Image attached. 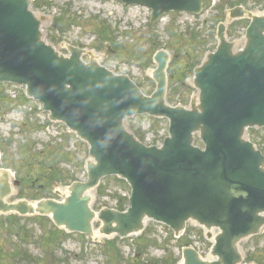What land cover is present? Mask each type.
Returning <instances> with one entry per match:
<instances>
[{
	"label": "water",
	"instance_id": "95a60500",
	"mask_svg": "<svg viewBox=\"0 0 264 264\" xmlns=\"http://www.w3.org/2000/svg\"><path fill=\"white\" fill-rule=\"evenodd\" d=\"M120 1L149 8L151 23L202 7V0ZM235 19L250 21L242 49L220 24L215 52L194 70L196 97L187 108H173L165 99L167 52L153 57L155 91L147 97L128 77L100 66V55L66 45L65 56L47 44L31 0H0V83L24 86L50 121L88 146L87 180L57 192L62 201L9 202L20 183L1 170L0 215L45 216L67 233L91 237L97 220L99 236L120 238L140 234L147 220L175 235L190 221L213 241L212 260L185 248L179 264H242L239 244L264 228V156L245 138L248 128H264V14L235 8L228 21ZM86 54L88 63L81 60ZM137 115L168 120L162 147H146L126 129V119ZM195 136L204 150L194 146ZM107 176L131 187L126 211L92 210L91 192Z\"/></svg>",
	"mask_w": 264,
	"mask_h": 264
},
{
	"label": "rangeland",
	"instance_id": "374dc122",
	"mask_svg": "<svg viewBox=\"0 0 264 264\" xmlns=\"http://www.w3.org/2000/svg\"><path fill=\"white\" fill-rule=\"evenodd\" d=\"M222 1L206 0L200 16L183 13L169 14L153 24L150 23L151 13L147 8L123 7L121 2L116 0H35L37 6L31 8L35 16L42 20L41 32L44 41L52 45L57 52L65 54L66 45L95 49L108 59L104 63L106 67L116 72L127 73L137 85H140L142 91L149 95L155 88L149 75L155 68L149 60L155 50L153 46L157 49L169 50L171 55L179 53L178 60L173 64L175 68L179 67V70L189 61L191 63V59L188 60L185 55L186 52L195 54V44L190 34H198L197 40L207 42L202 52L213 51L216 43L212 38L213 34L216 35L217 25L211 26L208 20L214 4L217 5ZM253 2L255 0H250L246 9L263 14L264 0H260V4L255 5ZM229 10L224 9L226 17ZM62 14L66 20H69L71 16L75 22L55 24V20ZM169 28L174 30L173 33L169 32ZM243 35L244 29L239 35L235 34V37L230 38L235 42L236 50L244 45ZM176 38H181L177 44ZM105 41L112 42L119 52L109 56L106 49L111 45L105 43L104 46ZM186 75L188 76V71L184 72V76ZM181 81L176 78L171 80L168 97H173L170 103L172 106L190 101L197 95L191 79H188L186 84L193 89V92L186 86H182ZM24 92L25 89L20 86L0 85V144L7 148L6 157L14 162L13 168L9 170L19 178L24 177V174L30 175L31 180L34 181L43 165V157L40 153L43 150L45 153L54 150V147L60 145L63 151L69 154V161L60 166L54 165L52 172L60 171L63 174L75 176L77 181H85L86 175L82 169V163L88 156L87 146L74 136H66L64 126L49 125L46 122L47 114L40 112L38 103L26 100ZM145 118L125 121L126 129L134 130L141 136L144 131L139 125L141 122L150 123L151 129L155 131L166 126L165 121ZM250 135L256 146L263 148L264 151V130L250 133ZM246 136L249 134L247 133ZM197 145L200 146V143ZM1 155L3 157V153ZM44 167L46 168L45 164ZM0 168L7 167L0 162ZM38 185L37 183L36 186ZM67 187L57 185L54 190L60 195H65ZM128 190L127 185L116 178L103 180L99 189L91 192L92 205L95 203L94 211H98L101 206L112 207L119 200H125L124 195L128 194ZM45 197L60 200L61 196H55L54 191L52 194L49 189ZM13 200L14 196L8 199L9 202ZM148 222H145L146 229L140 238H138L140 235L123 240L117 238L105 246L92 244V242L101 243L113 237L106 239L100 236L92 240L77 234L66 236L55 233L56 229L49 221L32 218L15 222L19 227L24 228L23 231L29 232L27 235L31 237L25 242L15 235V231H19L18 226L9 229L8 224L0 222V247L7 254L3 264H20L11 257L16 246H19L18 249L26 252L31 258V262L27 264H46L49 258H54L55 264H154L169 260L172 256L175 259L180 258L181 248L186 243L185 239L177 241L167 227ZM98 227L99 222H95V233ZM186 230L190 231L187 237L191 246L207 260L211 259L207 249L208 243L201 235L202 229L195 223L189 222ZM23 231L17 233H26ZM49 233L54 234L53 241L58 247L53 246L54 243H47L48 246L43 245L45 241L42 238L47 239ZM240 247L243 250L246 247L243 257L245 258V253L249 255L251 260L249 264H257L256 259L260 261V258L264 257V234L258 238L243 241Z\"/></svg>",
	"mask_w": 264,
	"mask_h": 264
},
{
	"label": "trees",
	"instance_id": "16d2710c",
	"mask_svg": "<svg viewBox=\"0 0 264 264\" xmlns=\"http://www.w3.org/2000/svg\"><path fill=\"white\" fill-rule=\"evenodd\" d=\"M34 6H37V4H34ZM65 22L66 23H74L75 20L71 16L69 17V20H66L64 14H62L61 17L56 19L55 24L62 23V25H63V23H65ZM173 31L174 30L172 28L169 29L170 33H173ZM190 37L193 39L194 44H195L194 45L195 54L191 55L190 53L186 52L185 55L188 58V60L191 59V63L189 61V63L184 65L183 73L186 71L191 73V70L199 63L200 58L205 53V51L202 52V48L207 45V43L203 40L198 41L196 34H190ZM180 40H181V38H176L175 43L177 44V42H179ZM178 56H179V53H176V58ZM183 73L179 78L180 80H183L185 77ZM169 75H170V83H171V80H173L174 77L177 76V70H174L173 68H171ZM172 99H173V97L172 98L169 97V101H172ZM0 148H1V152L3 153L2 163L5 164L6 167L13 168L14 162L12 161V159H9L6 157L7 148L4 147L2 144H0ZM40 155L43 157V165H42L40 173L37 177L40 185L37 188H33L31 186V183H32L31 182L32 180L30 178L31 176L24 174L25 176L21 178L22 183H23L22 189L20 191L21 196H28V197H31L34 199L45 196L47 193V190H49L48 185H50V180L47 178H54V174H55V180H57L61 183H67L73 179L72 176L71 177L68 175L64 176L63 173H61L60 171L57 173L52 172L54 165L57 166L60 162L64 161V159H65V154L62 151V147L56 146V147H54V150H49L46 153L43 150V152H41ZM56 163H58V164H56ZM44 164H45L46 168L44 167ZM40 219L45 221L43 218H40ZM18 220H21V219H18L17 217H8V218L1 217L0 218V222H2L3 224L4 223L8 224L9 229H12L14 226H18L15 223V222H18ZM18 230L19 231H15V232L17 233V232L23 231L24 228L18 226ZM23 232H26V233H22L21 239L23 241H27L29 238L27 235L28 231H23ZM55 233H60V232L56 230ZM19 234L20 233H17V235H19ZM42 239L45 241V243L43 244L44 246H48L47 243L53 244L54 243V241H53L54 234L49 233V239L48 240L44 237ZM56 246L58 247V245H56ZM18 248H19V246H16L14 248V252H13L11 257L17 263H20V264L25 262V261H29L27 253L18 249ZM176 261H177V259L173 258V256H172V258H170L169 260H165L164 262H155L154 264H175ZM47 264H55V259L49 258L47 261Z\"/></svg>",
	"mask_w": 264,
	"mask_h": 264
},
{
	"label": "flooded vegetation",
	"instance_id": "af4514ba",
	"mask_svg": "<svg viewBox=\"0 0 264 264\" xmlns=\"http://www.w3.org/2000/svg\"><path fill=\"white\" fill-rule=\"evenodd\" d=\"M241 3V5H247V0H232V1H229V0H223L221 3L217 4L214 8V12H218L219 9L221 7H224V8H230L231 6H235L236 3ZM5 255L7 256V254L5 253V251L3 250V252H0V264H3L4 261L6 260L5 258Z\"/></svg>",
	"mask_w": 264,
	"mask_h": 264
}]
</instances>
